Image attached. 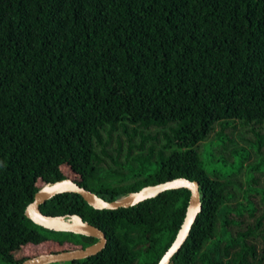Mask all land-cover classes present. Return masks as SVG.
<instances>
[{
	"label": "trees",
	"instance_id": "obj_1",
	"mask_svg": "<svg viewBox=\"0 0 264 264\" xmlns=\"http://www.w3.org/2000/svg\"><path fill=\"white\" fill-rule=\"evenodd\" d=\"M176 177L202 208L170 264H264V0H0V258L97 240L25 215L48 182L113 200ZM190 193L98 209L62 192L40 209L105 232L72 264H157Z\"/></svg>",
	"mask_w": 264,
	"mask_h": 264
},
{
	"label": "water",
	"instance_id": "obj_2",
	"mask_svg": "<svg viewBox=\"0 0 264 264\" xmlns=\"http://www.w3.org/2000/svg\"><path fill=\"white\" fill-rule=\"evenodd\" d=\"M179 187H186L191 192L186 214L176 238L157 262V264H170L171 257L179 250L182 243L187 238L192 224L202 208L199 182L187 177H176L157 184L146 185L137 191H131L113 200L104 199L91 189L80 185L71 178H63L44 184L35 192L33 200L26 206L25 215L36 224L46 228L93 236L96 237L97 240L94 243L81 248L63 250L60 252L42 253L27 258L18 264H46L61 260L71 261L73 259L84 258L96 254L106 245L107 236L105 232L98 226L84 220L80 214L52 215L41 211L40 205L58 193L76 192L82 195V197L94 208L115 209L135 205L142 200L157 196L165 190Z\"/></svg>",
	"mask_w": 264,
	"mask_h": 264
},
{
	"label": "rangeland",
	"instance_id": "obj_3",
	"mask_svg": "<svg viewBox=\"0 0 264 264\" xmlns=\"http://www.w3.org/2000/svg\"><path fill=\"white\" fill-rule=\"evenodd\" d=\"M238 129L239 130H244L242 126L238 125ZM252 141L256 140V136H254L253 134L251 133H248L246 134ZM161 137V142L164 141V137H162V134L160 135ZM121 157H123V154L121 155ZM202 159L205 160L206 159V153H203L202 155ZM232 164H235V161L232 162ZM207 166V164H206ZM208 168V166H207ZM221 171H224V170H229L230 169V166H223L221 165L220 168H219ZM0 264H7V262H5L3 259L0 258ZM46 264H72L70 260H61V261H55V262H50V263H46Z\"/></svg>",
	"mask_w": 264,
	"mask_h": 264
}]
</instances>
